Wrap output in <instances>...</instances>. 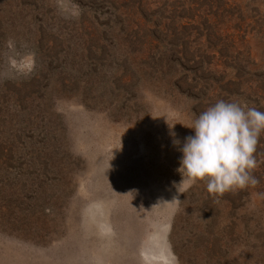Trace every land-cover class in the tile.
<instances>
[{
	"label": "rangeland",
	"instance_id": "374dc122",
	"mask_svg": "<svg viewBox=\"0 0 264 264\" xmlns=\"http://www.w3.org/2000/svg\"><path fill=\"white\" fill-rule=\"evenodd\" d=\"M220 100L264 112V0H0V264H264V134L180 185Z\"/></svg>",
	"mask_w": 264,
	"mask_h": 264
},
{
	"label": "clouds",
	"instance_id": "9594fccd",
	"mask_svg": "<svg viewBox=\"0 0 264 264\" xmlns=\"http://www.w3.org/2000/svg\"><path fill=\"white\" fill-rule=\"evenodd\" d=\"M186 127L194 129V135L186 137L179 147V171L184 177L180 185L185 178L206 181L210 194L223 196L259 183L253 171L259 165L256 154L264 134V112L220 100ZM180 143L173 140L176 146Z\"/></svg>",
	"mask_w": 264,
	"mask_h": 264
}]
</instances>
